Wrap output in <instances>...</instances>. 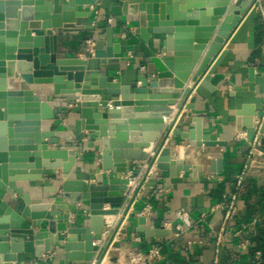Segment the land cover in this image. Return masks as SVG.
<instances>
[{"label": "water", "instance_id": "obj_1", "mask_svg": "<svg viewBox=\"0 0 264 264\" xmlns=\"http://www.w3.org/2000/svg\"><path fill=\"white\" fill-rule=\"evenodd\" d=\"M229 1L114 0L109 13L135 16L131 25L118 35L106 28L104 38L93 39L81 56L60 57L61 32L94 31L93 24L77 23L89 15L79 7L92 0H0V264L17 261L19 254L40 260L54 247L62 250L63 264H90L98 250L94 242L100 238L103 216L124 215L130 206L124 197L129 183L125 174L132 171L131 177L137 176L134 164L155 163L168 173L169 186L182 181L180 170L196 176L202 169L201 164L172 156L175 145L167 143L169 134L203 146L209 171L223 172L220 149L225 141L203 125L201 116L192 115L194 102L186 100L192 90L204 100L216 93L210 78L225 54L222 48L256 0L233 5ZM153 39L162 43L163 53L149 56L134 81L121 83L110 69L102 70L119 64L128 48ZM18 77L19 89H9L8 78ZM34 84H51L54 98L72 103L75 132L85 130L84 137L98 142L100 165L92 182L69 177L81 149L62 148L53 130H42L59 116L34 92ZM235 91L264 96V55L258 69H247L245 85H233L230 94ZM171 106L176 108L173 120L182 108L189 110L186 117L193 127L182 130L172 121L166 123ZM259 106L243 103L235 109L234 129L244 132L248 143L264 145V107ZM222 122L227 123L214 120ZM262 169L255 160L246 166L247 171ZM56 170L61 182L55 198L31 197L25 191V182L55 176ZM234 183L235 178L232 190ZM71 212L80 222L71 223ZM133 233L153 238L168 231L145 225L140 216L137 224H126L125 240Z\"/></svg>", "mask_w": 264, "mask_h": 264}, {"label": "crops", "instance_id": "obj_2", "mask_svg": "<svg viewBox=\"0 0 264 264\" xmlns=\"http://www.w3.org/2000/svg\"><path fill=\"white\" fill-rule=\"evenodd\" d=\"M96 1L92 0V2ZM238 1L240 0H230L229 3L233 5ZM113 3H115L114 0H98L99 14L94 31L61 32L57 42L58 56H81L82 51L89 45V40L104 38L106 28L112 27L114 34L118 35L123 27L131 25V20L135 16H113L109 13V6ZM79 9L87 11L89 15L78 18L77 23L92 24L93 14L90 4L79 7ZM225 15L226 13L222 17ZM107 18H112L110 24L106 22ZM162 46L160 41L153 39L147 45L140 44L130 47L119 64L104 65L102 70L110 69L115 80L121 83L132 82L137 70L144 71L149 56L163 53ZM222 49H225V54L210 78L217 88L216 93L210 99L204 100L192 90L186 102L193 101L192 115L201 116L203 125L208 126L218 139L225 141V146L220 149L223 152V172L211 173L209 171L210 160L203 146L196 147L192 141L174 139L169 134L167 141L170 142L167 143L175 145L172 156L181 157L190 163L201 164L202 169L197 171L196 176H191L190 171L180 170L179 177L182 181L169 186L168 173L158 170L154 163L149 182L155 184L148 190L150 214L143 217L144 224L152 228L165 229L168 233L153 238L133 233L130 241L125 240V236L122 241L124 245L131 246L135 250H144L152 245L159 246L165 255V260L156 264H168L169 262L212 264L214 261H216L215 264L264 263V169L246 172L236 201V214L227 223L220 246L217 245L216 238L223 221L224 211L212 210L232 192L231 182L241 172L249 151H252L253 160L264 167V145L256 142L248 143L244 132L238 133L234 129L235 109L243 103H260L259 107H264L261 104L264 102V96H257L250 91H235L232 95L230 94L233 85H245L249 67L255 66L258 69L261 64V56L264 55V0H256L252 7L242 15ZM127 52L131 53V57L127 56ZM14 80V85L8 84L9 89H19L20 78ZM188 85L190 87L191 82ZM31 87L42 100L48 101L59 116L56 120L46 122L42 130H53L62 148L81 149L69 177L92 182L96 168L100 165L98 142H95L91 136L81 142L86 132L82 130L77 133L74 130L73 121L76 116L69 113V108L73 106L72 103L54 98L51 84H34ZM170 108L173 109L174 117L176 108L174 106ZM188 111L182 108L176 120H171L170 114L166 117V122L172 121L182 130L192 128L191 119L186 117ZM215 119L227 123H214ZM143 151L148 153L146 149ZM137 166L138 163L134 164V169ZM59 173L60 170H56L55 176L44 177L41 181L25 182L24 189L30 193L31 197H42L44 200L53 199L59 191L58 187L61 182ZM54 188L55 191L52 192ZM144 204L145 200L139 197L127 208V222L132 220L137 224V219L140 217L138 212ZM178 209L186 210L188 215L184 220L179 221L182 231L175 236V223L177 222L175 211ZM79 212L82 213V209ZM69 219L73 223L80 222L72 212ZM237 231L239 236L235 237L234 233ZM136 236H140V242L134 241ZM243 237H248L250 241L247 250H239L236 245L238 238ZM53 250L52 260L45 264H63L62 250L59 247H54ZM256 252L259 253L258 257H255ZM11 264L44 263L35 259L32 254H19L18 260Z\"/></svg>", "mask_w": 264, "mask_h": 264}, {"label": "built area", "instance_id": "obj_3", "mask_svg": "<svg viewBox=\"0 0 264 264\" xmlns=\"http://www.w3.org/2000/svg\"><path fill=\"white\" fill-rule=\"evenodd\" d=\"M90 10L93 14L92 24L95 26L99 14L98 0L90 4ZM106 22L110 24L112 22V18H107ZM88 44L91 45L92 41L89 40ZM127 56L131 57V53L127 52ZM127 65H129V61H127ZM108 107H112V105L108 104ZM166 117H164L165 122ZM171 120H173L172 113ZM85 139L86 137H83L81 139V142H84ZM252 160L253 154L252 151H249L241 172L235 177L234 189L227 197H225L220 203L216 204L212 208V210L221 209L224 211L223 221L220 225L216 238V243L218 246H220L223 242V236L226 230L227 223L236 214V201L238 198V193L243 186L244 176L247 172L246 166ZM148 163V161L138 162V166L135 168V170L137 171L136 177H131L132 171H129L125 174L129 178V183L126 185L124 197L131 201L130 205L139 197L145 200V204L138 212V215L142 217H146L150 214V194L148 190L151 189L152 186L147 185V183L149 182V176L153 173V164L149 167ZM158 191L160 192L161 190ZM187 215L188 212L184 209H178L175 211V217L177 220V222L175 223V236L178 235V232L182 231V225L179 221L184 220ZM127 218V211L124 215L121 213H117L115 215L103 216V227L101 230L100 238L94 242V245L98 246V250L96 251V255L90 264H156L165 260V255L159 246L152 245L144 250H135L131 246L124 245L122 243L125 236L124 228L128 223ZM70 221L72 223V220ZM234 236L238 237L239 232H235ZM134 241L140 242V236L134 237ZM116 242L120 243V245L115 246L114 244ZM236 245L239 250H247L250 246L249 238H238ZM254 254L255 257H258L259 253L256 252ZM53 255L54 250L52 249L48 253L42 255L40 261L45 264L52 260ZM215 263L216 261H214L212 264ZM168 264L174 263L169 262Z\"/></svg>", "mask_w": 264, "mask_h": 264}, {"label": "bare ground", "instance_id": "obj_4", "mask_svg": "<svg viewBox=\"0 0 264 264\" xmlns=\"http://www.w3.org/2000/svg\"><path fill=\"white\" fill-rule=\"evenodd\" d=\"M14 83H15V80L13 78H9L8 84L12 86L14 85Z\"/></svg>", "mask_w": 264, "mask_h": 264}, {"label": "trees", "instance_id": "obj_5", "mask_svg": "<svg viewBox=\"0 0 264 264\" xmlns=\"http://www.w3.org/2000/svg\"><path fill=\"white\" fill-rule=\"evenodd\" d=\"M253 252V250H251ZM261 264H264V263H261Z\"/></svg>", "mask_w": 264, "mask_h": 264}]
</instances>
